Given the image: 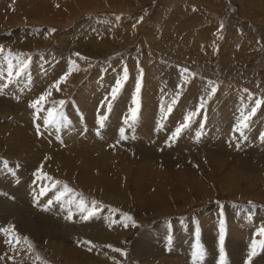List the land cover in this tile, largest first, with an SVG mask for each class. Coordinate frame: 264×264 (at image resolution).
<instances>
[{
  "label": "rangeland",
  "instance_id": "rangeland-1",
  "mask_svg": "<svg viewBox=\"0 0 264 264\" xmlns=\"http://www.w3.org/2000/svg\"><path fill=\"white\" fill-rule=\"evenodd\" d=\"M0 49V203L53 234L0 209V264H264V0H0Z\"/></svg>",
  "mask_w": 264,
  "mask_h": 264
},
{
  "label": "bare ground",
  "instance_id": "bare-ground-1",
  "mask_svg": "<svg viewBox=\"0 0 264 264\" xmlns=\"http://www.w3.org/2000/svg\"><path fill=\"white\" fill-rule=\"evenodd\" d=\"M120 104H121V102L119 103V105L117 106V107H120ZM87 113H93V111L92 110H89L88 109V112ZM72 119V118H71ZM78 120L79 119H77L76 118V122H78ZM83 121V120H82ZM88 121V120H87ZM101 121V120H100ZM139 121V120H138ZM110 122H111V127H109V128H105V129H103V131L101 132V133H99V134H104V136H105V138L106 139H109L110 138V140L112 139V138H114L115 136L117 137L118 136V134H120L121 132H123L124 130L126 131V134L127 133H134V134H138V130H137V127H138V122L134 119H132V118H129L128 120H125L124 121V124H123V126L121 127V126H119V124L118 125H116V126H114V125H112L113 123H112V121L110 120ZM90 123V122H89ZM88 123V124H89ZM126 123H128V124H126ZM80 124V123H79ZM92 124V123H91ZM106 124V123H105ZM140 124V123H139ZM84 126H85V124H84ZM90 126V125H89ZM110 126V125H109ZM103 127H104V125H103ZM82 129H84V128H82ZM88 131V133L89 134H92V132H93V130H94V126L89 130V129H87ZM121 130H123V131H121ZM127 136V138L128 139H131L132 141H135L134 140V138H133V136H131V135H126ZM91 137V136H90ZM94 137V136H93ZM109 142V141H108ZM135 143H137V142H135ZM127 144H129V142L127 143ZM126 144V145H127ZM131 148V147H130ZM205 148V147H204ZM237 149H239V148H237ZM86 152H93V150H91V149H89L88 151H85V153ZM89 154V153H88ZM103 154H105V152L103 153ZM102 154V155H103ZM142 154V153H141ZM102 155H100V158H103V156ZM88 156H92V155H88ZM215 156H211L210 157V159H212V158H214ZM191 158H197L196 160L197 161H202V158L200 157V156H198L197 154H191ZM94 159V158H93ZM93 159H91V158H85V162L87 163V165L86 166H90L92 163H94L95 161L93 160ZM67 160V159H66ZM195 160V161H196ZM101 162V161H100ZM211 162V161H210ZM97 163V162H96ZM93 166H94V164H93ZM258 167V166H257ZM259 167H260V165H259ZM262 168V167H261ZM264 169V168H263ZM123 170V169H122ZM246 170V169H245ZM253 170V169H252ZM253 172V171H252ZM262 173H264V172H262ZM88 174H89V172H88ZM91 175H89V177H90ZM85 181H84V183L86 184V183H89L88 182V180L85 178L84 179ZM93 181V180H92ZM253 181H254V179H253ZM90 182H91V180H90ZM95 182V181H94ZM93 183V182H92ZM253 183V182H252ZM87 185V184H86ZM93 185H95V184H93ZM90 187H91V185H90ZM89 187V188H90ZM93 187V186H92ZM96 189V188H95ZM95 189H93V188H91V190L92 191H95ZM106 195V194H105ZM108 195H106V197H107ZM114 200H116L115 198H114ZM162 200V199H161ZM112 201V200H111ZM13 202H15V201H13ZM165 202V201H164ZM78 203V202H77ZM154 203H156V201H154ZM161 204V203H160ZM162 205V204H161ZM151 206V205H150ZM150 206H148V205H143V207L142 208H144V207H150ZM152 207L153 208H156V209H158L159 210V205L156 203V205H152ZM61 208V207H60ZM0 209L1 210H3V211H8L9 212V214L10 213H12V216H13V218H14V221L18 224V225H20L22 228H25V229H27V232H33V233H35L36 235H39V237L40 238H43L44 236H46V232H47V235H49V236H51L50 237V239L53 237V234H50L51 233V230H50V227H47V228H44V229H42V227L40 226L39 227V224L38 223H32V222H30L29 220H28V218L27 219H23L22 217H16V215L18 214L17 213V211H15L16 210V207H10L9 208V204H8V206L7 207H4L3 205H1V203H0ZM51 209V208H50ZM69 209H71V208H69ZM72 210V209H71ZM77 210V209H76ZM144 210V209H143ZM147 210H150V208L149 209H147ZM157 210V211H158ZM79 211V210H78ZM79 215V214H78ZM243 218V217H242ZM66 220V219H65ZM74 220V219H73ZM81 219H79V221H80ZM67 222V221H66ZM66 222H64V224L66 223ZM69 222V221H68ZM245 222H246V220H245ZM244 222V224H246ZM211 223H213V222H211ZM210 222H209V224H211ZM248 223V222H247ZM239 224V223H238ZM243 224V223H242ZM242 224H239L240 226L242 225ZM43 225V224H42ZM57 225V224H56ZM68 225V224H67ZM235 225V224H234ZM53 226V225H52ZM240 226H236V227H238V228H240ZM234 228H235V226H234ZM216 230V227L215 226H213V229H211L210 228V230ZM245 229V228H244ZM243 229V230H244ZM44 230H47L45 233H44ZM235 230V229H234ZM53 232V231H52ZM73 233V232H72ZM215 233H216V231L214 232V235H215ZM69 234V233H68ZM77 234H79L78 233V231H77ZM117 234H119V233H117ZM117 234H114V235H116L117 236ZM83 236H88V233H84V234H82ZM236 235L238 236V238L240 239V243H243L242 241H243V239L241 238V236L238 234V233H236ZM113 236V235H112ZM120 235H118V237H119ZM207 236V235H206ZM48 237V236H47ZM110 237H111V235H110ZM45 238V237H44ZM79 238V237H78ZM48 239V238H47ZM195 239V238H194ZM60 240V239H59ZM67 241V240H66ZM184 241V240H183ZM53 242V241H52ZM68 242V241H67ZM50 243V242H49ZM233 243V242H232ZM231 243V244H232ZM245 244H247V242H246V240H245V242H244ZM47 244H48V242H47ZM60 245V244H59ZM180 250H182L186 255L188 254V253H191V251H189V249H188V246H186L187 245V243H180ZM183 245V246H182ZM241 244H232V246L231 247H236V246H240ZM68 246V245H67ZM61 249H62V247H61ZM63 250V249H62ZM66 250V249H65ZM61 252V251H60ZM58 253V252H57ZM66 253V252H65ZM183 253V254H184ZM174 254H177V253H175L174 252ZM183 255V256H186V255ZM113 255V254H112ZM177 255H181L180 254V252L177 254ZM72 257V256H71ZM71 257H70V255L68 256V260H71ZM73 258V257H72ZM108 259H110L109 258V256H108ZM67 260V259H66ZM74 260V259H73ZM111 260V259H110ZM75 261V260H74ZM182 261H183V259H182ZM76 263V262H75ZM106 264H108V263H106Z\"/></svg>",
  "mask_w": 264,
  "mask_h": 264
},
{
  "label": "snow or ice",
  "instance_id": "snow-or-ice-1",
  "mask_svg": "<svg viewBox=\"0 0 264 264\" xmlns=\"http://www.w3.org/2000/svg\"><path fill=\"white\" fill-rule=\"evenodd\" d=\"M0 51H2V49H0ZM27 67V63L26 62H22L20 67L18 69L15 68V66L9 62V65H8V75L9 77H11L13 75V73L15 72L16 75H20L24 72V70L26 69ZM2 74V73H0ZM126 78V76H125ZM63 79V78H62ZM120 83L118 82L117 83V87L113 89L112 91V96L113 98H115L117 92L119 91V88H120ZM57 87H58V84H57ZM213 92L216 91L215 87H213L212 89ZM137 92H139V84L137 85ZM50 93H45L43 95H41L37 101H35L32 105V107L34 108H38V105L45 101V98L47 95H49ZM64 103V101H60V104L62 105ZM261 103H264V101H257L256 102V106L257 108L260 106ZM110 107V105H109ZM201 107H203V105H201ZM39 110V109H38ZM169 111H171V109H169ZM252 114H255V111H256V108H253L252 110ZM136 114H137V109L134 108L132 109V119L134 120L136 118ZM62 115V113H58L55 109H51L48 111V116L46 118V122L49 123V124H52L54 122H56L57 120V117ZM195 115V113H189L188 116L186 117V122L185 123H182L180 125V127H178L175 131V133L173 134V138L179 136L181 134V132L187 128L189 126V123L191 122V118L192 116ZM247 120V117L244 118V120L241 121V123L243 124L244 127H247V123L245 122ZM101 123H103V117L101 118ZM239 130V128H238ZM123 131V130H121ZM45 177H46V174H43ZM73 191L72 189L68 188L67 185H65V190L63 192H61L59 195L56 196V199L59 201L61 200L65 195L66 193L68 192H71ZM41 194H44V190L41 191ZM52 201H49V204H51ZM95 204L96 202H93V206L90 208L88 206V204L84 201V200H80L78 202V209L81 211V212H86L87 215H85L83 218L84 219H89L90 217H92L93 215H95L97 213V211H99V209H97L95 207ZM69 218H71V213L69 214ZM128 219H131L130 217H128ZM3 231H5L6 233L9 232V229H4ZM261 231H264V229H262ZM12 232H14V226L12 228ZM13 239L19 243L20 242V237L18 236V234L16 235H13ZM25 242H27V238H24ZM223 240H224V236H223V226L221 227V236H220V243H221V253L223 254ZM257 245L256 243L254 242L253 245H252V253L251 255H256V249ZM260 247L264 248V241H262L260 243ZM119 251V250H118ZM204 256V249L199 245L197 244V247L195 249V251L193 252V258L194 259H201L202 257ZM221 259L223 260V255L221 256Z\"/></svg>",
  "mask_w": 264,
  "mask_h": 264
},
{
  "label": "crops",
  "instance_id": "crops-1",
  "mask_svg": "<svg viewBox=\"0 0 264 264\" xmlns=\"http://www.w3.org/2000/svg\"><path fill=\"white\" fill-rule=\"evenodd\" d=\"M108 215H110V214H108ZM109 218H111V217H109ZM78 233L79 234H77V237L84 238V239L87 238V240H89V232L88 231H84V232L83 231H78ZM84 233H88V236H83L82 234H84ZM91 233H93L95 236L98 235V231H92ZM109 235H111V234H109ZM104 237H105V233L102 232V234H100V240L103 241Z\"/></svg>",
  "mask_w": 264,
  "mask_h": 264
}]
</instances>
